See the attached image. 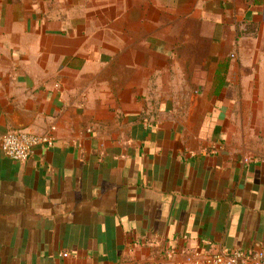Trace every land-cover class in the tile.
Returning <instances> with one entry per match:
<instances>
[{
	"label": "crops",
	"instance_id": "crops-1",
	"mask_svg": "<svg viewBox=\"0 0 264 264\" xmlns=\"http://www.w3.org/2000/svg\"><path fill=\"white\" fill-rule=\"evenodd\" d=\"M66 1L0 0V133L56 127L54 145L27 160L0 149V264H187L197 250L264 251V152L238 155L222 143L237 130L233 97L225 94L226 111L218 106L237 65L264 70V0H95L131 6L129 33L108 31L104 12L60 13ZM75 21L88 23L77 36ZM93 31L134 38L151 55L156 39L167 55L170 39H198L194 54L212 57L191 68L215 78L179 79L189 94L177 113L123 107L110 86L90 94L95 79L73 78L112 64ZM230 46L240 62L223 61ZM240 82L264 91V78ZM198 83L214 87L205 110L191 92Z\"/></svg>",
	"mask_w": 264,
	"mask_h": 264
},
{
	"label": "rangeland",
	"instance_id": "rangeland-1",
	"mask_svg": "<svg viewBox=\"0 0 264 264\" xmlns=\"http://www.w3.org/2000/svg\"><path fill=\"white\" fill-rule=\"evenodd\" d=\"M83 0H69L66 1V5L60 6V13H83L90 8L91 14L106 13L107 19V30L112 31L114 29H122L123 31L130 32V13L131 6L129 5H113L111 3L106 6H99L95 0H91V7L82 6ZM129 2L130 0H125ZM129 19V20H128ZM46 23H43L45 25ZM75 31V35L79 33V30H84L88 27V23L83 21H75L70 23ZM92 22V26H93ZM97 25L98 22H95ZM121 26V27H120ZM45 28V27H44ZM66 30V28L64 29ZM97 30V29H96ZM92 46L95 44L98 46V42L101 41L102 47L106 48V54H103V62L106 60L112 61V64L106 68L98 69L96 67H90L89 69L83 70L78 73L73 78L75 79H95V84L90 88V94L95 91L97 95H101L98 90L104 89V85L110 86L114 89L117 95L122 96V100L117 101L122 104L123 107L132 106L135 107L137 103L142 110L161 112L170 110L173 113L181 111L182 105L185 103L183 98L179 101V98L184 96V94H189V87L178 83L179 79L182 78H193L196 75L198 77H207L209 79L215 78V74L210 69H205V71L198 70V68H191L193 62L198 64V59H204L205 57L210 58L211 53L203 54L201 57L197 54L195 55L192 49L198 48V39H170L172 42V51L170 55L163 54L161 50L157 49L161 44L154 43L155 49L151 53L145 52L142 48H138L137 43L133 44L134 38L129 36H123L120 38L107 37L99 38L96 36V31L92 32ZM126 35V34H124ZM85 38L75 37V41L80 43L84 42ZM106 41V42H104ZM104 43V44H103ZM203 47L213 51L216 47L213 43H208L203 41ZM137 46L140 53H132V50ZM185 51L182 52L181 48ZM117 48V50H116ZM187 49H191L187 52ZM228 52L224 56L223 61L234 60L239 61L238 56L234 53L233 49L228 47ZM92 58H99V54H96L95 47L90 48ZM117 57L114 60L113 52ZM148 53V54H147ZM89 55V56H91ZM146 55V56H145ZM146 57V58H145ZM145 59L144 64H140L139 68L136 65L137 62H142ZM228 59V60H227ZM102 61V60H101ZM115 61H122L121 69H119ZM154 62L150 64L149 62ZM189 61V62H186ZM142 65V66H141ZM152 65V66H149ZM154 66V67H153ZM187 66V68L185 67ZM99 72V76L97 74ZM229 72V71H228ZM231 77L233 78V85L229 86L228 91L223 93V100L218 103L221 109L226 111L227 102L225 100V94L229 93L233 97V101L229 103V108L233 111L234 117L231 119V124H233L236 129L230 139H223L222 143L230 145V148L235 151L238 155H258L260 150L264 152V91L262 87L253 85L252 82H247L245 85L240 82L243 78H264V70L259 71H248L242 70L241 66L237 65L234 69L230 71ZM173 83L177 85H173ZM191 92L198 94V109H208L211 106V99L213 95V86L198 83L193 85ZM201 94L207 95V100L201 98ZM97 104V103H96ZM223 106V107H222ZM184 107V106H183ZM93 110L98 109L97 105L92 106ZM111 109V107H108ZM177 114L176 120H179ZM245 131V133H243ZM262 152V153H263ZM192 256L186 257V263L190 264ZM193 264V263H192Z\"/></svg>",
	"mask_w": 264,
	"mask_h": 264
},
{
	"label": "built area",
	"instance_id": "built-area-1",
	"mask_svg": "<svg viewBox=\"0 0 264 264\" xmlns=\"http://www.w3.org/2000/svg\"><path fill=\"white\" fill-rule=\"evenodd\" d=\"M55 126L43 133H34L17 128L0 133V149L5 156L24 161L35 151L36 147H52L56 141ZM62 256L67 257L68 253ZM193 264H264V251L254 252L243 249H222L217 251L197 250L191 258ZM190 263V264H192Z\"/></svg>",
	"mask_w": 264,
	"mask_h": 264
}]
</instances>
